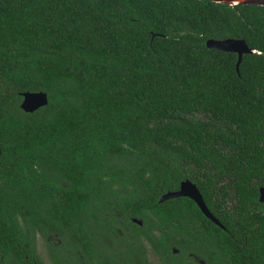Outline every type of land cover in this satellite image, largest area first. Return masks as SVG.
Instances as JSON below:
<instances>
[{"label": "trees", "instance_id": "16d2710c", "mask_svg": "<svg viewBox=\"0 0 264 264\" xmlns=\"http://www.w3.org/2000/svg\"><path fill=\"white\" fill-rule=\"evenodd\" d=\"M210 38L256 51L237 70ZM23 91L48 104L23 111ZM185 179L224 229L188 197L159 201ZM261 186L264 5L0 0V264H45L43 230L83 257L49 247L53 263L117 264L90 233L131 216L171 233V264H264Z\"/></svg>", "mask_w": 264, "mask_h": 264}, {"label": "flooded vegetation", "instance_id": "af4514ba", "mask_svg": "<svg viewBox=\"0 0 264 264\" xmlns=\"http://www.w3.org/2000/svg\"><path fill=\"white\" fill-rule=\"evenodd\" d=\"M131 223L143 225V220L132 216L129 217V222H127V220H120L119 225L115 228V236L105 229L102 232H105L106 234H97L96 237L91 232L90 235L92 237L95 250H99L104 255L107 247L110 245L112 247H117V258L112 257V259H116L115 263L117 264H171L173 260L172 255L158 252L157 250L159 243L158 240L160 241V239L166 238L171 241V233L163 235L159 228H155L153 226L146 230V232H140L141 230L135 229ZM218 226L224 229L222 224L221 226ZM38 239H42L45 242L43 251L38 249ZM111 239H116V241L112 242ZM63 246H67L68 249L65 250ZM49 247L57 249L59 255L70 254L69 257L73 254V252H71L72 249H74V253H77L78 251L77 246L63 241L61 236L56 232L46 230L36 232V251L39 258L42 259L45 264H56L52 262ZM171 252L178 254V250L174 247L171 249ZM86 255L89 257L88 254ZM189 255H191L196 261L204 264L203 259L192 253H189ZM80 256L82 257V254ZM90 262L91 261L89 259L88 263ZM84 264H86V262Z\"/></svg>", "mask_w": 264, "mask_h": 264}, {"label": "water", "instance_id": "95a60500", "mask_svg": "<svg viewBox=\"0 0 264 264\" xmlns=\"http://www.w3.org/2000/svg\"><path fill=\"white\" fill-rule=\"evenodd\" d=\"M218 3L228 4L230 6L240 5V4H255V5H264L263 3L256 2H238V3H229L219 0H210ZM206 46L211 49H216L219 51L234 52L237 54V63L236 68L240 64L243 54L254 53L256 50H253L247 46L244 40L234 39V38H225V39H213L210 38L206 41ZM22 101L20 103V108L25 112H33L40 107L46 106L48 104V96L44 91H23L21 93ZM175 197H188L193 200L201 212L213 221L215 224L221 226L219 220L210 212L204 199L194 182L190 179L182 180L179 184L177 190L167 191L161 195L159 201L162 202L166 199L175 198ZM260 203L264 204V186L259 188V198Z\"/></svg>", "mask_w": 264, "mask_h": 264}, {"label": "bare ground", "instance_id": "6f19581e", "mask_svg": "<svg viewBox=\"0 0 264 264\" xmlns=\"http://www.w3.org/2000/svg\"><path fill=\"white\" fill-rule=\"evenodd\" d=\"M219 1H224V2H229V3H238V2H256V3H263L264 0H219Z\"/></svg>", "mask_w": 264, "mask_h": 264}, {"label": "rangeland", "instance_id": "374dc122", "mask_svg": "<svg viewBox=\"0 0 264 264\" xmlns=\"http://www.w3.org/2000/svg\"><path fill=\"white\" fill-rule=\"evenodd\" d=\"M44 244H45L44 240H42V239L37 240L38 249H40L41 251H43V249H44Z\"/></svg>", "mask_w": 264, "mask_h": 264}]
</instances>
